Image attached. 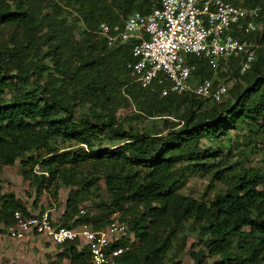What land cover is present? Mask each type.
<instances>
[{
	"label": "trees",
	"instance_id": "obj_1",
	"mask_svg": "<svg viewBox=\"0 0 264 264\" xmlns=\"http://www.w3.org/2000/svg\"><path fill=\"white\" fill-rule=\"evenodd\" d=\"M224 1L258 7L264 21V0ZM154 3L0 0V167L36 166L35 194L58 184L70 188L59 227L91 223L97 230L106 215L118 213L134 246L115 264H171L167 254L176 239L175 255L181 252L186 233L201 247L188 250L193 264H264V166L245 168L225 157L231 135L243 147L264 143V23L249 36L255 53L248 69L239 74L240 59L226 61L233 82L224 101L161 96V87L134 82L127 44L108 47L95 33L99 24H121ZM196 63L191 80L210 79L206 64ZM130 106L133 119L155 125L141 134L125 127L116 112ZM85 107L76 118V109ZM70 143L75 148L60 147ZM189 174L208 177L206 189L217 183L223 190L208 201L186 196L178 190ZM100 180L108 204L100 202L98 215L75 218ZM14 211L30 217L11 195H0V233ZM55 247L49 264H86L88 253L77 242ZM203 252L209 263L199 259Z\"/></svg>",
	"mask_w": 264,
	"mask_h": 264
},
{
	"label": "built area",
	"instance_id": "obj_2",
	"mask_svg": "<svg viewBox=\"0 0 264 264\" xmlns=\"http://www.w3.org/2000/svg\"><path fill=\"white\" fill-rule=\"evenodd\" d=\"M259 8H243L224 0H155L146 14H130L121 24L101 23L95 33L106 46H129L131 60L126 64L140 88L161 87L168 93H189L197 98L219 101L228 87L212 86L210 79L192 81L196 62L203 61L210 71L219 62L240 59L239 74L254 60L251 33L260 31ZM49 210L26 218L12 213V224L4 227L10 242H23L28 236L46 239L52 246L77 242L88 253L86 264H115L114 259L129 249L127 225L116 213L97 230L87 225L72 229L59 227ZM2 226L0 225V229Z\"/></svg>",
	"mask_w": 264,
	"mask_h": 264
},
{
	"label": "rangeland",
	"instance_id": "obj_3",
	"mask_svg": "<svg viewBox=\"0 0 264 264\" xmlns=\"http://www.w3.org/2000/svg\"><path fill=\"white\" fill-rule=\"evenodd\" d=\"M222 64L223 66L218 71H211L212 75L210 80L212 83L214 82L215 85L222 83L229 89L233 80L230 78L227 62H223ZM225 98L226 96L223 97L221 101H224ZM86 111V107L76 109L75 117L79 118L86 113ZM135 113V108L130 106L119 109L116 112V117L120 119L125 118L126 121L124 126L127 127V125H129L132 131L137 134H141L155 125L152 119H133ZM226 142L230 145V152L225 156L229 159V164L241 162V165L245 168L264 166V143L262 141L253 140L248 146L243 147L239 142H236L234 136L231 135ZM60 147L75 148L72 143L62 144ZM36 171V166L33 168H30V166L21 168L18 165V162H15L12 166L0 167V195H4L5 197L11 195L13 200L24 207L25 211L30 215L49 210L52 220L56 225H59V218L64 211V202L70 188L58 184L57 187H54V185L49 186L43 188L40 193L35 194V189L31 182L33 183V174H36ZM83 171V175H85L86 169ZM24 172L29 173L27 179L22 177ZM207 184L208 177L189 174L181 182L178 192L195 200L208 201L219 191L223 190L222 185L217 183H214L211 189H206ZM71 188V190L77 189V187ZM108 201V195L104 189L102 181L100 180L96 183L94 188L92 187L88 194L84 196L82 202L77 205L75 218H80L84 215H87L88 217L98 215L101 210L100 202L108 204ZM116 215L118 217L120 216L118 213H116ZM111 217L112 214L106 215L105 220H109ZM85 225L92 228L91 223ZM183 239L184 244L182 250L176 255V246L178 245L177 242L179 240L176 239L173 242L172 247L167 254L168 263L193 264L188 250L196 253L201 250V247L193 240L192 236H189L187 233ZM127 242L129 248L134 246L133 237L130 233L127 236ZM48 245L49 244L39 245L34 239L30 240V238H28L27 241L19 243L13 241L10 242L7 240L5 231L3 230L2 233H0V264H49L54 261L55 255L59 251L57 250V247L52 245L49 247ZM46 248L48 253L45 257L43 251H45ZM199 259L208 263L211 261V259L207 258L206 252H203V254L199 256ZM57 264H67V261L62 259Z\"/></svg>",
	"mask_w": 264,
	"mask_h": 264
},
{
	"label": "crops",
	"instance_id": "obj_4",
	"mask_svg": "<svg viewBox=\"0 0 264 264\" xmlns=\"http://www.w3.org/2000/svg\"><path fill=\"white\" fill-rule=\"evenodd\" d=\"M28 238H30V240H31V239H34L39 245H41V244H43V245H47V244H49V245H48L49 247H50V245H51L46 239H44V238H40V237H38V236H28L27 239H28ZM27 239H26L25 241H27ZM18 243H19V242H18ZM48 246H47V248L49 249ZM47 248H46L45 251H43L45 257L47 256V253H48Z\"/></svg>",
	"mask_w": 264,
	"mask_h": 264
}]
</instances>
